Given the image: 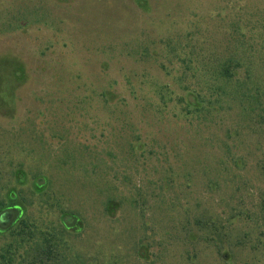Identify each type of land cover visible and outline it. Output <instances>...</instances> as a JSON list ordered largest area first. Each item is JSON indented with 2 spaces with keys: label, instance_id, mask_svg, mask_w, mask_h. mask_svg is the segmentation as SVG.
Listing matches in <instances>:
<instances>
[{
  "label": "rangeland",
  "instance_id": "374dc122",
  "mask_svg": "<svg viewBox=\"0 0 264 264\" xmlns=\"http://www.w3.org/2000/svg\"><path fill=\"white\" fill-rule=\"evenodd\" d=\"M8 208L14 264H264V0H0Z\"/></svg>",
  "mask_w": 264,
  "mask_h": 264
},
{
  "label": "trees",
  "instance_id": "16d2710c",
  "mask_svg": "<svg viewBox=\"0 0 264 264\" xmlns=\"http://www.w3.org/2000/svg\"><path fill=\"white\" fill-rule=\"evenodd\" d=\"M233 65L232 60H227L223 64H219L215 67V74H217L218 77L222 78H229L230 79V71L231 66ZM227 84H229V81H227ZM210 88H214V86H211ZM217 91H219L221 94L228 96H236V98L240 95L242 97H253L254 95H250L249 92H244L245 90H249L243 86V83H239L234 89H232V92L227 91L225 85L217 86ZM220 96V95H219ZM257 97V96H256ZM253 97V101L255 103L259 102L261 104V98ZM191 104L193 103V99L191 97ZM71 215H66L64 217V221L68 222L67 217L69 218ZM16 217V210L14 208H8L0 213V230L6 229L10 223L14 221ZM21 233H17V236H20ZM54 237L47 235L46 238L42 239V242L39 244H35L29 252L25 253L24 259L22 258V261L20 264H49L50 262L56 260V257L58 255V244L56 241L53 240ZM10 247V246H9ZM32 254L31 260H29V255ZM27 257V259H26ZM0 264H14L13 254L8 249H4L2 254H0ZM85 264V263H83Z\"/></svg>",
  "mask_w": 264,
  "mask_h": 264
}]
</instances>
